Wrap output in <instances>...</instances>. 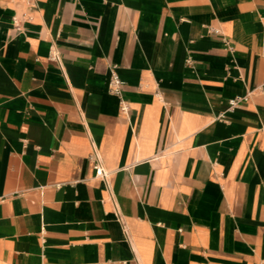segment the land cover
Returning <instances> with one entry per match:
<instances>
[{
  "label": "crops",
  "instance_id": "1",
  "mask_svg": "<svg viewBox=\"0 0 264 264\" xmlns=\"http://www.w3.org/2000/svg\"><path fill=\"white\" fill-rule=\"evenodd\" d=\"M30 2L0 0V264H264V0Z\"/></svg>",
  "mask_w": 264,
  "mask_h": 264
},
{
  "label": "built area",
  "instance_id": "2",
  "mask_svg": "<svg viewBox=\"0 0 264 264\" xmlns=\"http://www.w3.org/2000/svg\"><path fill=\"white\" fill-rule=\"evenodd\" d=\"M30 1L31 0H28V2L32 4L33 2H30ZM23 17H25V14L23 15ZM21 20L22 19L17 17V16L13 17V25L15 27H19L21 24ZM215 31L217 32V30H215ZM50 58L52 60H58V56H57L55 51H52L50 53ZM123 83H124L123 80L120 78V76L114 70V68L111 69V75H110V80H109L110 91L117 94V95H120ZM248 95L249 94H246L244 96H236V97L232 98L229 101L228 110H233L234 108L239 106L240 103H242L243 101H246L248 99ZM121 105H122L123 110L128 109L126 103L123 100H121ZM94 170H95L96 176H99V177L106 176L105 170L102 168V166L99 163L94 164Z\"/></svg>",
  "mask_w": 264,
  "mask_h": 264
}]
</instances>
